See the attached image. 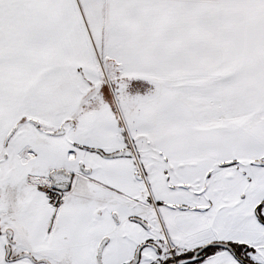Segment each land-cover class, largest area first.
<instances>
[{
    "label": "snow or ice",
    "instance_id": "obj_1",
    "mask_svg": "<svg viewBox=\"0 0 264 264\" xmlns=\"http://www.w3.org/2000/svg\"><path fill=\"white\" fill-rule=\"evenodd\" d=\"M0 264H264V0H0Z\"/></svg>",
    "mask_w": 264,
    "mask_h": 264
}]
</instances>
